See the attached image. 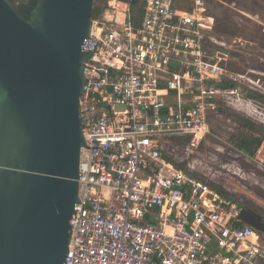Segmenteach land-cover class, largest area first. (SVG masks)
<instances>
[{"label": "built area", "instance_id": "built-area-1", "mask_svg": "<svg viewBox=\"0 0 264 264\" xmlns=\"http://www.w3.org/2000/svg\"><path fill=\"white\" fill-rule=\"evenodd\" d=\"M211 1L115 0L110 17L92 18L64 264H264V238L240 224L244 206L164 153L162 138L193 151L211 114L250 103L241 87L264 91L257 70L233 71L212 38ZM233 44L250 55V42Z\"/></svg>", "mask_w": 264, "mask_h": 264}, {"label": "water", "instance_id": "water-1", "mask_svg": "<svg viewBox=\"0 0 264 264\" xmlns=\"http://www.w3.org/2000/svg\"><path fill=\"white\" fill-rule=\"evenodd\" d=\"M93 4L36 0L25 20L0 0V264H64ZM239 220L264 238L261 214L244 207Z\"/></svg>", "mask_w": 264, "mask_h": 264}, {"label": "rangeland", "instance_id": "rangeland-1", "mask_svg": "<svg viewBox=\"0 0 264 264\" xmlns=\"http://www.w3.org/2000/svg\"><path fill=\"white\" fill-rule=\"evenodd\" d=\"M114 2L95 1L92 12L99 9L101 14L110 17ZM209 5L215 18L210 34L224 43L222 51L237 49L238 45L233 44L237 38L251 43L250 56L243 57L242 62L235 60L231 69L245 72L248 66L254 68L258 72L254 76L260 79L259 84L264 88V59L258 56L264 53L261 51L264 48V0H212ZM246 89L240 88L244 98ZM241 119L256 123L264 133V99H253L236 106L230 104L211 114L209 133L193 151L186 149L183 139L162 138L164 153L177 167L189 169L187 171L208 184L222 185L239 203L251 204L264 216V136L262 147L260 145L252 157L241 153L230 141L241 133ZM261 133L257 135L261 136Z\"/></svg>", "mask_w": 264, "mask_h": 264}, {"label": "trees", "instance_id": "trees-1", "mask_svg": "<svg viewBox=\"0 0 264 264\" xmlns=\"http://www.w3.org/2000/svg\"><path fill=\"white\" fill-rule=\"evenodd\" d=\"M95 1H99V0H94V2ZM35 3H36V0H34L30 4L29 8L26 7V8L19 10V11L14 8V10L20 17L27 20L28 14L32 10V8L34 7ZM134 9L138 11L139 10V4H136L134 6ZM100 14H101V12L98 9L96 12H92V18L98 17ZM135 21H137V19ZM220 49H221V47H220ZM243 51L244 50L239 52L235 49L232 51H225V52L229 53V55L232 58H234L236 61L242 62V60L244 59L243 57H246L243 53H241ZM248 54H250V53H248ZM248 56H250V55H248ZM258 56H260L261 59H264V56H261V55H258ZM234 62H233V64H234ZM247 68H252V67L248 66ZM245 88H247V87H245ZM245 94H246V98H249V99H258V100L264 99V94L262 92H259L258 90H254L251 88H248V90L246 89ZM239 126L241 128V133H238L235 137H232L230 139V141L234 144V146L241 153H243L246 156L252 157L255 154L256 150L261 145V141L263 139L264 133H261L262 131L259 130L258 125L256 123L250 121L249 119H241L239 121ZM259 133H261L262 135L258 136L257 134H259ZM209 185L211 187L215 188L216 190H218L219 192H221L222 194H225L227 197L231 198L232 200H235L238 202V199L235 198L234 194L229 193L226 189L223 188L222 185L216 184V183H209ZM240 204L243 205L244 207H253L249 203H240ZM263 221H264V219H263Z\"/></svg>", "mask_w": 264, "mask_h": 264}, {"label": "flooded vegetation", "instance_id": "flooded-vegetation-1", "mask_svg": "<svg viewBox=\"0 0 264 264\" xmlns=\"http://www.w3.org/2000/svg\"><path fill=\"white\" fill-rule=\"evenodd\" d=\"M10 2V4L12 5L13 9H17L18 11L23 9V8H29L30 7V4L34 1V0H8ZM209 7V10H210V5L208 6ZM210 12L212 13L213 15V12L212 10H210ZM214 16V15H213ZM22 18V17H21ZM215 22V20H214ZM252 210H255L256 212H258L255 207H248ZM259 214H261L260 212H258ZM262 215V214H261ZM262 218L264 219V216L262 215Z\"/></svg>", "mask_w": 264, "mask_h": 264}, {"label": "crops", "instance_id": "crops-1", "mask_svg": "<svg viewBox=\"0 0 264 264\" xmlns=\"http://www.w3.org/2000/svg\"><path fill=\"white\" fill-rule=\"evenodd\" d=\"M262 49V48H261ZM261 51H263L264 52V48H263V50H261ZM261 56H264V53L261 55ZM261 59V58H260ZM263 74H264V70H263V72H262ZM264 89V88H263ZM264 94V93H263ZM261 147H262V145H261Z\"/></svg>", "mask_w": 264, "mask_h": 264}]
</instances>
